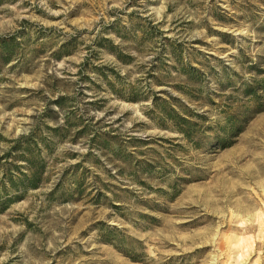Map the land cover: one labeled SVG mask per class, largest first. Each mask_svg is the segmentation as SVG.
<instances>
[{"label":"rangeland","instance_id":"obj_1","mask_svg":"<svg viewBox=\"0 0 264 264\" xmlns=\"http://www.w3.org/2000/svg\"><path fill=\"white\" fill-rule=\"evenodd\" d=\"M0 36L17 42L0 69V264H264V0H0ZM166 91L193 110L191 138L147 115ZM33 130L37 187L12 149Z\"/></svg>","mask_w":264,"mask_h":264},{"label":"trees","instance_id":"obj_2","mask_svg":"<svg viewBox=\"0 0 264 264\" xmlns=\"http://www.w3.org/2000/svg\"><path fill=\"white\" fill-rule=\"evenodd\" d=\"M16 43L17 42L13 36H0V69L1 66L6 65L5 63L12 61L16 57ZM115 55H117V58H121L120 54L117 53ZM81 65L86 69L90 67L95 75L106 85V89L120 99L129 102H143L149 99L147 91L143 92L134 84L122 82L118 71L114 67H111L110 65ZM177 70L180 74L185 75L187 79L186 81L193 80L187 64H179ZM162 83L161 80H157L158 85H162ZM174 87L181 93L187 95V92H185L182 86L175 85ZM165 93L167 94L168 99L157 96L156 93H153L152 107L149 108L147 115L155 120L160 127L173 129L183 134L185 137L191 138L193 135V127L195 125V122L193 121V117L195 116L193 110L180 98L167 91ZM64 99V97H61L55 101L58 110L62 109ZM34 132L35 131L33 130L28 135H22L20 140L21 142H24V144L20 145L19 141L18 146H14L12 149H23L21 151V157L28 163V172H23L22 174L25 178L29 179L32 187H37L39 180L41 179L42 166L39 164H33L34 162L30 156V158L26 157L28 153H31L30 143L34 139ZM101 224L104 226L99 232L101 240L104 242L115 243L119 248H122V245L125 243V237L121 235V231L116 227L104 223ZM129 239L134 240L132 238Z\"/></svg>","mask_w":264,"mask_h":264},{"label":"bare ground","instance_id":"obj_3","mask_svg":"<svg viewBox=\"0 0 264 264\" xmlns=\"http://www.w3.org/2000/svg\"><path fill=\"white\" fill-rule=\"evenodd\" d=\"M264 169V168H263Z\"/></svg>","mask_w":264,"mask_h":264}]
</instances>
